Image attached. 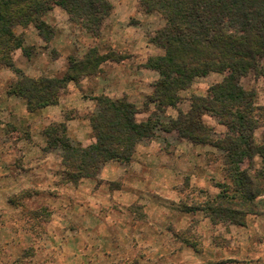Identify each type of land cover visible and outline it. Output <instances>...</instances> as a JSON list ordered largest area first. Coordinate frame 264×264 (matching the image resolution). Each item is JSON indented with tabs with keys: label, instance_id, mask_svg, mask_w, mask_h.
<instances>
[{
	"label": "trees",
	"instance_id": "obj_1",
	"mask_svg": "<svg viewBox=\"0 0 264 264\" xmlns=\"http://www.w3.org/2000/svg\"><path fill=\"white\" fill-rule=\"evenodd\" d=\"M139 6L145 14H157L164 21L150 38L164 54L150 57L146 64L159 78L143 108L126 97H93L95 108L86 116L95 139L92 145L72 142L64 123L46 132L47 153L59 149L63 182L78 185L82 179L97 180L108 163L127 166L139 145L160 143L159 133L174 134L177 141L211 146L221 154L223 171L232 185L222 186L207 203V217L213 223L242 226L246 216L264 215V106L256 102V89L241 83L250 73L264 78V0H139ZM56 7L67 14L71 25L92 38L100 37L113 12L109 0H0V69L15 73L17 80L8 95L24 99L30 112L57 105L69 83L79 85L96 75L108 59L92 48L82 59L70 57L61 78H32L17 68L13 52L21 50L30 58L31 51L16 29L31 26L49 44L55 30L45 18ZM212 73L223 75L222 81L205 95L193 94L189 109L180 110L185 101L182 92ZM150 105L155 112L147 121L137 122V114L148 111ZM170 108L177 110V117L167 115ZM205 116L222 126L224 133L208 127ZM258 130H262L261 143L256 138ZM256 157L261 159L259 169L254 168Z\"/></svg>",
	"mask_w": 264,
	"mask_h": 264
},
{
	"label": "rangeland",
	"instance_id": "obj_2",
	"mask_svg": "<svg viewBox=\"0 0 264 264\" xmlns=\"http://www.w3.org/2000/svg\"><path fill=\"white\" fill-rule=\"evenodd\" d=\"M109 2L116 11H113L114 14L112 12V17L108 21L106 19L99 39L92 38L85 31L71 25L67 14L58 7L45 18L55 30V36L49 44L42 41L33 27L17 28L16 33L23 35L25 44L31 51V57L28 58L21 50H17L21 52L15 57L14 63L17 67L24 66L28 72H33L31 67L37 63L40 67H46L42 70L44 76L45 72L49 71L58 72V76H61L59 74L61 61H65L60 59L62 56L66 60L70 57L82 59L92 48H96L100 55L116 61L127 56V63L103 64L97 76L92 75L83 83L82 87L86 88L83 89L81 96L90 99L93 95L108 94L117 98L127 94L131 100L139 104V108H143L148 101V96L145 95L152 93L153 84L159 76L155 71L146 69L148 58L159 55L161 50L150 43V38L164 26V21L157 14H145L139 6V0ZM113 23L117 24L115 28ZM125 40L127 42L122 43ZM43 53L47 54L50 61L46 57L38 60ZM52 60H60L58 68L54 69L53 65L51 66ZM19 61L22 63L18 64ZM222 79L223 75L217 73L197 79L188 91L182 92L181 96L185 101L180 105V110L185 112L189 109V99L193 94L205 95L212 85ZM16 80L17 76L11 69H0V264H178L179 260L171 256L163 258L157 256L147 261V253L139 246L140 241H137L134 230L128 233L126 242L118 238L119 234L114 237L115 243L110 250L111 253L105 256L99 255L97 250L94 252L81 250L80 254L75 244L78 238L68 240L63 225L53 224L57 219L56 213L58 216L59 213L64 215L71 221L77 220V217L66 213L62 207H56L52 203L48 205L46 200L65 198L64 200L71 201L74 207L84 197L74 191L80 182L78 185L63 182L61 163L46 160L48 154L60 160L57 155L59 149L47 153L45 135L50 128L60 124L54 123L52 127H46L44 123L32 124L29 120L14 114L11 107H5L6 96L15 97L9 96L8 90ZM241 83L246 89H256V102L264 106V78L258 79L254 73H250ZM153 112L155 107L150 105L148 112L142 111L139 117L143 118L144 114L151 116ZM89 114L84 113L82 116ZM167 115L177 117L178 112L170 108ZM64 116L71 118L77 117L78 114L74 110H66ZM204 122L218 134L225 131L209 116L204 117ZM159 134L160 143L156 144L169 156L166 166L176 168V182L186 180V184L175 185L173 192L166 191L159 195L153 192L151 195L165 202L167 210L172 213L175 210V203L178 202L182 213H192V216H195L183 229L189 230L191 234H183L180 239L185 248L193 246L198 259L196 263H192L206 264L209 258V262L218 264H230L229 262L234 260L243 264H264V215H248L242 226L224 222L215 224L210 218L203 223L208 214L207 203L215 199L222 186L232 185L223 171L220 152L211 146L194 145L184 140L177 141L174 134ZM256 138L258 142H262V130L256 131ZM167 144L171 147H167ZM167 148L169 151H164ZM10 154L14 155L13 159L9 158ZM260 167L261 159L256 157L254 168ZM33 168H39L40 174L35 173L37 172L35 170L31 171ZM151 174L154 176L155 172L151 171ZM165 178L167 181L169 177ZM102 183L98 180L96 186L101 188V193L107 198V194L112 192L116 185L111 183L109 186L108 184L100 186ZM137 207L140 208L138 214H135ZM115 209L110 212L115 218L126 213L128 223L141 230L144 213L140 205L134 204L123 208V212L116 207ZM173 230L172 228V233ZM74 240L76 241L73 242ZM168 241L175 240L170 238ZM122 242H125V245ZM68 244H71L72 248L64 250L63 246ZM208 244L214 248L213 255H203ZM219 248L226 253L221 254ZM225 248L229 251L228 255ZM106 249L108 248L104 247L102 253H105Z\"/></svg>",
	"mask_w": 264,
	"mask_h": 264
},
{
	"label": "crops",
	"instance_id": "obj_3",
	"mask_svg": "<svg viewBox=\"0 0 264 264\" xmlns=\"http://www.w3.org/2000/svg\"><path fill=\"white\" fill-rule=\"evenodd\" d=\"M113 11H116V8H114ZM111 17L112 15L107 18V21ZM108 23L110 22H107V24ZM116 25L117 24L115 23L113 28H115ZM126 42L127 40L122 43L125 44ZM128 43H130V41ZM20 52L17 51L16 54L13 55L14 61H16L15 57H17ZM163 54L164 52L160 50L159 55L157 56H162ZM43 57H46V59L50 61L45 53H43L42 57L40 56L38 60ZM60 59H64L66 61H61L62 67H60L61 72H59L61 76H58V72L53 73L52 71L45 72L44 76V72L42 70L46 69V67H40L37 63L34 64L35 68L30 65L34 73L31 71L28 72L22 65L16 67L24 71L27 76L33 78H39L42 76L61 78L68 71L69 61L63 56ZM127 60V56L121 57L120 61L106 59V61H104L99 68L101 69L103 64L106 62L123 64L127 63ZM20 63H22V61H19L18 64ZM59 63L60 60H52L51 66L53 65L52 67H54V69L55 67L58 68ZM89 77H92V75L82 79L79 85L75 84V82L69 83L67 90L61 95L57 105L47 106L38 112H30L27 102L18 97L6 96L7 99L5 98V100H7V103H4L5 107H11L14 114L20 115L23 119L29 120L32 124L44 123L46 127H50L54 123H64L67 129V137L71 141L80 143L83 147H87L95 143L90 121L86 116H82L84 113L89 114L93 112L95 108V103L92 98L84 99L82 97L83 89L86 88L85 86L82 87V85L83 83H86V80ZM103 95L109 96L108 94ZM149 95L150 94H146L145 96ZM95 96L93 95V97ZM109 97L113 99L126 97L139 107V104L131 100L127 94L117 98H114L113 96ZM66 110H74L77 112L78 116L66 119L64 116V112ZM139 114L136 116L137 122H145L149 118V114H144L143 118H140ZM9 158L13 159L14 155L10 154ZM48 159L54 160L56 163H61L60 160L55 158L52 154L47 155L46 160ZM166 162H169V156L160 150L159 145L156 144V142L148 145H139L129 165L126 166L114 162L108 163L102 168L97 180L82 179L74 191L76 194H79L84 198L81 199L78 204H75L74 207H72L71 201H65V198H58L55 201L46 200L48 205L52 203L56 207H62V210H65L66 213H71V215L77 217V220L71 221L64 217V215L59 213L60 216H58V213L55 214L54 212L57 219L56 222H53V224L58 223L63 225L64 232L66 233V236H68V240L69 238H78L77 241L74 240L73 242L76 241L75 244L77 245V249L80 254L81 250L90 252L97 250L99 255L105 256L111 253L110 250L113 248L115 243L114 237H117L119 234L118 238L125 240L126 242L128 233L134 230L137 241H140L139 246L144 248V251L147 253V256L145 254L147 261L155 259L157 256H159V258L171 256L172 258L179 260V262H177L178 264L196 263L198 257L195 255L196 252L193 247L189 246L185 248V246L182 245L183 242L180 241L183 234H185L183 232L185 230L183 229L192 222V219L195 216H192V213L183 212V214L178 206L180 203L176 201V208L174 207L175 210L172 213L167 210L165 202L160 201L158 198H154L153 195H151L153 192H156L155 195H159L164 192L166 193V191L173 192L175 191V185H182L183 183L186 184V180L179 183L176 182L177 169L166 166ZM151 166L155 168H152ZM34 170L37 171L35 173L40 174L41 172L39 171V168H33L31 171ZM151 171L155 172L154 176H152ZM165 176L169 177L167 181ZM98 180L103 182L100 186H105L106 184L109 186L111 183L116 185L112 189V192L107 194V198L101 193V188L96 186ZM39 189L42 191L41 188ZM70 191L72 190L70 189ZM134 204L140 205L144 213L141 230L133 224L131 225L128 223L129 220L126 217V213L122 214V216L118 218H115V216L110 213L111 211L116 210L115 207L118 208L117 210H122L121 212H123V208H127L128 206ZM63 208H68V210ZM106 210L108 211L106 212ZM104 212L106 214H103ZM207 220L208 217H205L203 223ZM172 228L174 229L173 233ZM170 238L175 241L169 242L168 240ZM125 242H122L123 245H125ZM71 246V244H68L67 246H63V249L66 250L67 248H72ZM104 247H107L108 249H106L105 253H102ZM212 249L214 248L208 244L203 255H213ZM219 250H221V254L226 253L223 252L222 248H219ZM225 250L228 255L229 251L226 248ZM209 261L210 259L208 258L207 262ZM229 263L243 264L237 263L235 260L230 261Z\"/></svg>",
	"mask_w": 264,
	"mask_h": 264
}]
</instances>
